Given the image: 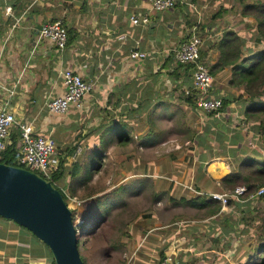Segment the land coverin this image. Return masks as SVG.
I'll use <instances>...</instances> for the list:
<instances>
[{"label": "crops", "instance_id": "crops-1", "mask_svg": "<svg viewBox=\"0 0 264 264\" xmlns=\"http://www.w3.org/2000/svg\"><path fill=\"white\" fill-rule=\"evenodd\" d=\"M257 1L264 2L180 0L158 12L147 0H0V104L8 101L18 120L55 139L62 154L82 149L75 163L91 179L72 191L81 178L72 176L75 163L68 165L57 182L70 195L91 191L92 204L123 188L125 200L133 197L135 205L124 203L118 219L136 220L126 231L135 237L134 264H159L167 253L174 264H245L264 244V196L249 193L226 206L210 197L264 186V113L249 116L245 85L231 83L232 66L213 74L212 95L228 103L218 112L199 108L184 93L192 88V66L175 59V49L194 33L209 67L222 56L215 45L230 30L243 39L244 57L263 50L256 19L243 13ZM133 14H149L155 26L134 24ZM55 21L69 32L63 49L40 37L42 26ZM133 50L147 57L132 58ZM65 68L94 89L81 107L51 112L48 103L65 94ZM241 170L246 178L229 179ZM53 261L45 242L0 216V264Z\"/></svg>", "mask_w": 264, "mask_h": 264}, {"label": "built area", "instance_id": "built-area-1", "mask_svg": "<svg viewBox=\"0 0 264 264\" xmlns=\"http://www.w3.org/2000/svg\"><path fill=\"white\" fill-rule=\"evenodd\" d=\"M153 11L162 12L171 9L180 2V0H147ZM131 20L134 24L148 26L151 23L149 14H133ZM40 37L52 40L60 49H63L69 40V32L61 21L48 22L40 30ZM124 38V36H122ZM202 39L197 33L181 43L175 49V59L181 64L192 66V88L185 89L187 96L197 93V106L205 111H220L223 107V100L212 95V85L214 76L209 66L201 58ZM132 58H146L147 52L133 50ZM63 83L65 85V94L57 96L48 103L51 112L64 113L72 106L81 107L82 101L94 89V84L84 79V77L71 68H65L61 71ZM17 127L20 132V147L17 162L22 167L37 172L46 180L51 181L54 185L59 183L54 180L55 173L60 166L71 165L78 160L82 153L80 147L71 153L62 154L58 148L55 139L43 134H36L32 124L18 120L16 116L9 111V102L0 104V162L4 157L6 150L13 143V128ZM68 206L77 210L83 205L84 201L76 196L70 195L61 188ZM210 197L221 202L223 206L229 203L230 198L241 199L249 194V188L245 185L235 187L230 194L227 193H210ZM264 196V186L259 187L255 193L249 197ZM77 232L83 224V219L78 217L74 222ZM125 264H134L130 258ZM159 264H174L173 256L167 253L163 256Z\"/></svg>", "mask_w": 264, "mask_h": 264}, {"label": "water", "instance_id": "water-1", "mask_svg": "<svg viewBox=\"0 0 264 264\" xmlns=\"http://www.w3.org/2000/svg\"><path fill=\"white\" fill-rule=\"evenodd\" d=\"M0 216L26 227L45 242L56 264H85L73 210L62 191L37 172L0 162Z\"/></svg>", "mask_w": 264, "mask_h": 264}, {"label": "trees", "instance_id": "trees-1", "mask_svg": "<svg viewBox=\"0 0 264 264\" xmlns=\"http://www.w3.org/2000/svg\"><path fill=\"white\" fill-rule=\"evenodd\" d=\"M244 15L252 16L257 21V29L258 35L264 39V2L257 1L253 4H247L244 6L243 10ZM217 48L221 49L222 56L219 61L213 66L209 67L212 74H214L217 70H221L226 66L233 67V77L231 79L232 84H243L245 85L246 92L248 94V99L250 101V106L248 107L247 113L250 117H253L254 114L264 113V100L261 99V96L264 94V49L260 50L249 57H244L242 54V46L243 39L239 36V34L233 30L227 31L224 33L223 38L216 44ZM201 58L202 52H201ZM193 102L196 103L197 97L194 95L189 96ZM228 103V100H223V106ZM19 130V129H18ZM13 143L8 147L4 157L1 159V162L6 161L8 164L21 166L17 162V156L19 154L17 143L20 139V132L16 131L12 134ZM20 147V145H19ZM248 162H253V160H249ZM68 166V165H67ZM66 165L60 166L59 170L54 175V180L58 181L64 176V169L67 167ZM86 169H93L91 165H86ZM246 169L249 166V163L245 162ZM74 173L72 176L76 179H80L81 181L76 182V187H73L72 191L75 188L85 186L88 181L91 179V175L88 174L86 177H81L80 173V165L75 163L73 165ZM264 171V164H261L259 167ZM94 171L98 170V168H94ZM245 170V169H244ZM244 170H241V173L230 177L229 179H241L246 178L248 175L243 173ZM84 172H87L84 170ZM239 182H245L239 180ZM80 185V186H79ZM248 185V184H247ZM59 188L61 191L62 189ZM249 193L253 192L252 186H249ZM63 193V191H62ZM64 195V193H63ZM65 197V195H64ZM99 197L94 198L93 202L97 201ZM91 203V199H87L86 203ZM96 203V202H95ZM82 206H80L77 210L73 211V221L77 222V218L79 215H83ZM104 219V218H103ZM103 219L98 221L84 219L82 224V231L78 233V238L81 236H90L94 233L95 229H98L100 223L104 221ZM96 220V218L94 219ZM85 261V260H84ZM54 264L55 261H53ZM245 264H264V244L260 245L257 248V252L255 255L251 257Z\"/></svg>", "mask_w": 264, "mask_h": 264}, {"label": "rangeland", "instance_id": "rangeland-1", "mask_svg": "<svg viewBox=\"0 0 264 264\" xmlns=\"http://www.w3.org/2000/svg\"><path fill=\"white\" fill-rule=\"evenodd\" d=\"M129 186L126 185L127 188ZM90 192L86 190L83 195L78 197L84 201L82 207L83 215H79V217L83 221L86 218L92 221L104 218V221L100 223L98 229L94 230L93 234L90 236L83 235L79 238L81 256L85 260V264H125L130 259L129 257L134 247L133 241L135 240L134 236H132V239L129 238L126 231L136 220H131V224H129L124 219H118V212L124 203L133 207L135 205V202L133 203L132 201L133 197H128L129 201H127L124 199V194L127 193H125L126 191L123 188L112 189L109 193L100 196L96 203L91 204L86 203L85 200L90 196L87 194ZM121 217H123V214ZM95 218L96 220H94ZM79 230L80 232L82 231V226ZM124 234L128 237L126 239L128 240L127 243L122 242ZM151 242V239H149L147 244ZM150 264H153V262Z\"/></svg>", "mask_w": 264, "mask_h": 264}]
</instances>
